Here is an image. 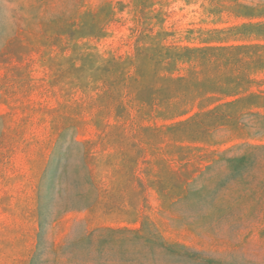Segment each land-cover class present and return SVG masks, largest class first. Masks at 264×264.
<instances>
[{
    "label": "rangeland",
    "instance_id": "rangeland-1",
    "mask_svg": "<svg viewBox=\"0 0 264 264\" xmlns=\"http://www.w3.org/2000/svg\"><path fill=\"white\" fill-rule=\"evenodd\" d=\"M0 264H264V0H0Z\"/></svg>",
    "mask_w": 264,
    "mask_h": 264
}]
</instances>
